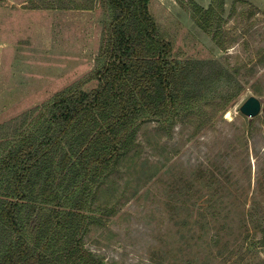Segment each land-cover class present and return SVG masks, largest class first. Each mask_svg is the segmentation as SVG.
<instances>
[{
  "label": "rangeland",
  "instance_id": "rangeland-1",
  "mask_svg": "<svg viewBox=\"0 0 264 264\" xmlns=\"http://www.w3.org/2000/svg\"><path fill=\"white\" fill-rule=\"evenodd\" d=\"M21 3L0 0L14 23L0 32V124L85 79L109 18L104 6L34 12ZM149 11L175 57L217 61L231 74L206 93L212 103L228 97L226 110L195 134L191 125L168 135L145 124L134 152L99 190L102 222L84 246L103 264H264V251H247L254 235L246 217L252 207L264 217V0H224L226 50L175 0H150ZM250 96L262 104L252 121L239 113Z\"/></svg>",
  "mask_w": 264,
  "mask_h": 264
},
{
  "label": "trees",
  "instance_id": "trees-1",
  "mask_svg": "<svg viewBox=\"0 0 264 264\" xmlns=\"http://www.w3.org/2000/svg\"><path fill=\"white\" fill-rule=\"evenodd\" d=\"M175 1L226 50L224 0L207 8ZM99 2L109 18L87 77L0 124V264H103L84 240L102 222L95 214L102 209L99 190L134 152L141 128L152 123L169 135L191 125L195 134L226 110L228 97L212 103L206 93L231 74L217 61L175 57L150 0ZM89 81L97 86L83 90ZM247 212L254 235L247 251L257 257L264 251V217L256 207Z\"/></svg>",
  "mask_w": 264,
  "mask_h": 264
},
{
  "label": "crops",
  "instance_id": "crops-1",
  "mask_svg": "<svg viewBox=\"0 0 264 264\" xmlns=\"http://www.w3.org/2000/svg\"><path fill=\"white\" fill-rule=\"evenodd\" d=\"M7 2H22L21 5L26 11H44V12H54V11H92L95 9V5L100 6L99 0H6ZM23 9V10H24ZM21 13V12H19ZM13 13L7 11L6 9H0V32H6L9 26H13L12 20L9 16Z\"/></svg>",
  "mask_w": 264,
  "mask_h": 264
},
{
  "label": "water",
  "instance_id": "water-1",
  "mask_svg": "<svg viewBox=\"0 0 264 264\" xmlns=\"http://www.w3.org/2000/svg\"><path fill=\"white\" fill-rule=\"evenodd\" d=\"M262 110L260 100L254 96L247 98L239 107V113L249 119L257 117Z\"/></svg>",
  "mask_w": 264,
  "mask_h": 264
},
{
  "label": "bare ground",
  "instance_id": "bare-ground-1",
  "mask_svg": "<svg viewBox=\"0 0 264 264\" xmlns=\"http://www.w3.org/2000/svg\"><path fill=\"white\" fill-rule=\"evenodd\" d=\"M232 114V113H231ZM228 115V114H227ZM233 116V115H232ZM231 118V117H230Z\"/></svg>",
  "mask_w": 264,
  "mask_h": 264
}]
</instances>
